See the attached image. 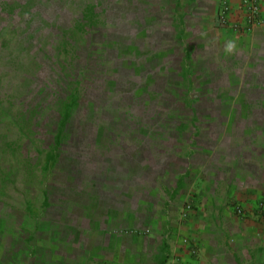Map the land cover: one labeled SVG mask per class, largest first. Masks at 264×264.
<instances>
[{"label": "rangeland", "instance_id": "1", "mask_svg": "<svg viewBox=\"0 0 264 264\" xmlns=\"http://www.w3.org/2000/svg\"><path fill=\"white\" fill-rule=\"evenodd\" d=\"M189 2L0 0V264L44 261L88 196L190 153L216 104L179 35Z\"/></svg>", "mask_w": 264, "mask_h": 264}, {"label": "crops", "instance_id": "2", "mask_svg": "<svg viewBox=\"0 0 264 264\" xmlns=\"http://www.w3.org/2000/svg\"><path fill=\"white\" fill-rule=\"evenodd\" d=\"M188 1L179 35L187 34L193 73L210 74L193 87H208L199 94L216 104L192 111L208 123L192 128L191 154L178 155L177 169L145 175L144 189L133 175L128 191L88 196L65 237L45 240L60 250L26 264H262L264 216L253 215L264 201V24L234 33L215 25L218 0ZM230 6L229 19L244 22L238 0Z\"/></svg>", "mask_w": 264, "mask_h": 264}, {"label": "built area", "instance_id": "3", "mask_svg": "<svg viewBox=\"0 0 264 264\" xmlns=\"http://www.w3.org/2000/svg\"><path fill=\"white\" fill-rule=\"evenodd\" d=\"M244 22L239 23L229 19L231 11L230 0H218L215 24L218 28L234 33H249L256 26L264 24V16L260 0H238ZM191 209V204H184L182 216ZM233 213L241 218L245 215L240 206L233 205ZM187 241V240H186Z\"/></svg>", "mask_w": 264, "mask_h": 264}]
</instances>
